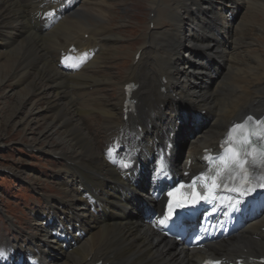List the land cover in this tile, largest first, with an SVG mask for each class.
<instances>
[{
    "label": "bare ground",
    "instance_id": "1",
    "mask_svg": "<svg viewBox=\"0 0 264 264\" xmlns=\"http://www.w3.org/2000/svg\"><path fill=\"white\" fill-rule=\"evenodd\" d=\"M109 1L74 0L79 4L72 8L65 0H0V38L8 34L0 43V80L10 78L26 93L46 82L39 93L46 94L43 109L50 125L61 124L74 140L69 152H50L65 162V197L45 196L44 210L37 214L44 230L28 236L30 245L10 238L0 242V264H192L205 256L157 235L135 213L133 201L143 191L141 170L159 143L174 142L175 166L184 168L189 157L197 166L201 150L216 146L234 121L264 112V50H255L258 40L246 33L263 31L249 19L264 15V0H152L154 15L140 56L136 60L137 51L132 54L130 70L116 82L117 98L96 90L116 78L95 72L120 42L109 26ZM71 45L74 53L67 52ZM129 81L138 85V104L136 115L124 119ZM95 112L106 132L101 149L86 126ZM189 122L201 137L184 146L180 165L188 132L182 127ZM120 143L124 149L116 153ZM128 158L136 163L126 172L120 163ZM261 226L264 218L245 234L215 244L210 253L230 259L264 255ZM31 240L40 245L34 249Z\"/></svg>",
    "mask_w": 264,
    "mask_h": 264
},
{
    "label": "rangeland",
    "instance_id": "2",
    "mask_svg": "<svg viewBox=\"0 0 264 264\" xmlns=\"http://www.w3.org/2000/svg\"><path fill=\"white\" fill-rule=\"evenodd\" d=\"M151 1L110 0L108 2L107 9H110L111 19L109 26L114 34L120 35V42L116 44L117 52L110 54L112 56L106 58L97 70L94 69L97 75L116 77L109 79L104 87L96 89L100 94L103 92L107 97H118L119 86L116 82L124 77L132 65V54L144 42L149 19L153 16L150 11ZM164 12L161 14L163 15ZM250 16V22L261 26L263 31L256 33L249 28L246 33L249 37L258 40L254 41L257 44L254 49L262 51L264 50V15L257 13ZM17 18L22 21L24 17L17 16ZM165 18L164 15L161 17L168 22ZM207 18L211 22L216 21L214 16L209 15ZM7 35L1 36V44L7 39ZM97 38L100 41L104 39L99 36ZM213 65L217 67L221 63L214 60ZM41 86L45 89L46 82ZM21 89L13 85L10 78L0 80V232L10 237L24 238L29 234L39 236L43 233L42 224L40 225V221L35 219L34 214L43 212L44 196L65 197V189L69 187L64 183L66 175H63L62 171L65 162L60 161L50 152L61 149L68 151L74 140L61 124L55 123L54 127H51L52 119L48 118L44 110L46 94L39 93L42 89L35 92L33 88L27 93ZM29 96L31 99L28 100ZM88 119L87 131L92 134L95 147L101 149L104 146V133L106 134L101 115L95 112ZM185 139L186 145L197 144L189 141L186 136ZM31 242L34 249L40 245L39 241L31 240ZM28 245H30L29 238Z\"/></svg>",
    "mask_w": 264,
    "mask_h": 264
},
{
    "label": "snow or ice",
    "instance_id": "3",
    "mask_svg": "<svg viewBox=\"0 0 264 264\" xmlns=\"http://www.w3.org/2000/svg\"><path fill=\"white\" fill-rule=\"evenodd\" d=\"M51 15V13H49ZM251 120V118H249ZM244 126L237 125L236 128H242ZM236 129H233L234 132ZM257 132H251L250 135H258ZM253 141L248 137H243L239 140L237 143L234 139L232 134L230 133L228 138L225 140L224 145L222 147L227 146V151L230 153V155L225 158L221 157V164L222 167L227 170L231 171L233 169H239L240 172H242L246 178L247 182V165H255L257 162L264 164V148H262L259 152L255 148H253ZM251 149V151H249ZM124 166H127L126 164ZM223 179L222 173L217 170L215 176L212 178V183L208 186L210 189V193H214L215 189L220 186L219 180ZM195 183V181H194ZM250 190V189H249ZM171 196L172 193H169ZM204 199H207L208 197H203ZM195 202V201H194ZM172 211V204L170 202L169 204V212ZM166 219L168 217H165V219L160 220V223H165ZM2 255V253H0ZM205 264H218V262L213 261H206Z\"/></svg>",
    "mask_w": 264,
    "mask_h": 264
}]
</instances>
